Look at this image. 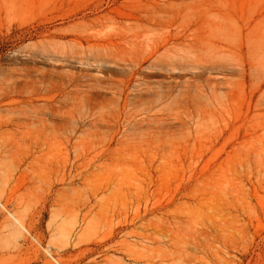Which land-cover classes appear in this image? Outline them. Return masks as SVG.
<instances>
[{
	"label": "rangeland",
	"instance_id": "rangeland-1",
	"mask_svg": "<svg viewBox=\"0 0 264 264\" xmlns=\"http://www.w3.org/2000/svg\"><path fill=\"white\" fill-rule=\"evenodd\" d=\"M100 29L112 62L65 56ZM0 264H264V0H0Z\"/></svg>",
	"mask_w": 264,
	"mask_h": 264
},
{
	"label": "bare ground",
	"instance_id": "bare-ground-1",
	"mask_svg": "<svg viewBox=\"0 0 264 264\" xmlns=\"http://www.w3.org/2000/svg\"><path fill=\"white\" fill-rule=\"evenodd\" d=\"M149 5V4H147ZM151 5V4H150ZM165 5H167L165 3ZM147 7V6H146ZM149 7V6H148ZM145 8V7H144ZM156 8V7H155ZM147 9V8H146ZM151 10V9H150ZM156 10V9H155ZM215 16V15H214ZM105 18V17H104ZM221 18V17H220ZM165 19V18H164ZM123 21V20H122ZM146 23V22H145ZM152 23V22H151ZM87 24V23H86ZM93 24V23H92ZM101 24V23H100ZM224 24V23H223ZM114 25V24H113ZM130 25V24H129ZM161 25V24H160ZM102 26V25H101ZM140 26V23L137 22L135 25L131 24L130 29H136L135 27ZM85 27V26H84ZM123 27V26H122ZM72 28V27H71ZM103 28V27H101ZM182 28V27H181ZM123 29V28H122ZM179 29V28H178ZM81 31V30H80ZM103 29H100L98 32L99 33H89V34H79L77 35L74 39L71 40V49L70 51L66 52L65 56H71L76 58L78 61L76 63H82V64H87V65H94L97 64L99 67H103L106 62H112L114 59V51L112 47H114V41L112 38L114 36L109 33V32H103ZM125 31V30H124ZM75 32V31H73ZM99 35V37H97ZM97 37V38H96ZM56 38V37H55ZM69 40V39H66ZM177 40V39H176ZM141 41V40H140ZM175 41V40H174ZM65 42V41H64ZM85 42L86 44H83ZM154 42V41H152ZM179 42V41H178ZM184 42V41H183ZM198 42V41H197ZM135 43V42H134ZM53 45V44H52ZM131 45L133 46L132 42ZM136 45V44H135ZM56 46V45H55ZM167 46V45H166ZM61 47V46H60ZM160 45H156L151 51L145 53L147 55L142 56V58H132V72H136L143 61L146 59L147 56H152L156 53ZM127 49V48H126ZM125 49V52H126ZM168 50V49H167ZM159 51V50H158ZM176 51V50H175ZM65 52V51H64ZM63 52V53H64ZM58 54V53H57ZM128 55V54H127ZM162 55V54H161ZM129 56V55H128ZM200 56V55H199ZM46 58V57H45ZM62 60V59H61ZM67 60V59H66ZM115 61V60H114ZM120 61V60H119ZM159 61L163 63H158ZM158 64H165L167 69L170 71H174L178 67L177 61L174 59H160V60H155ZM70 63V62H69ZM156 63V64H157ZM107 64V63H106ZM110 64V63H109ZM157 64V65H158ZM81 65V64H80ZM124 67V66H123ZM158 67V66H157ZM93 68V67H92ZM126 68V67H125ZM82 69V68H81ZM55 70V69H54ZM96 70V69H95ZM100 71V70H99ZM51 72V71H50ZM85 72V69H84ZM39 75V74H38ZM41 75V74H40ZM50 76V75H49ZM60 84H65V83H72L74 84L75 81L78 78V73L66 68L65 71L60 72ZM158 76V75H157ZM52 77V76H51ZM55 79V78H54ZM76 85V84H74ZM25 86V85H24ZM126 86V85H125ZM166 88H163L161 85H153L148 82H141L138 83V88H137V93L132 96L133 102H142L145 100L148 95L152 96L154 100H161L163 99L168 93H169V85L165 86ZM40 88V87H38ZM102 89H109L111 90V97L109 98H100L99 96L101 95V90ZM75 101L73 103L80 105V102L85 103L88 105L90 108L89 109H105L108 107V105L112 102H114V82H106L103 80L101 77H93L90 78L87 82L83 84V86L76 87L72 91ZM67 94V93H66ZM125 90L121 89L118 93V98L123 100L124 105L128 101V95L124 96ZM98 95V96H94ZM130 97V96H129ZM27 99V98H26ZM71 104V103H70ZM84 105V104H83ZM31 108V107H30ZM130 108V107H129ZM34 111V110H32ZM99 118L97 119L98 123H101L103 121L106 122L104 114L102 111H99ZM36 113V112H35ZM113 113V112H112ZM30 114V113H29ZM155 114V112H154ZM172 114V113H171ZM130 115V114H129ZM163 115V114H162ZM50 117V116H49ZM36 118V117H35ZM166 118V117H165ZM168 118V117H167ZM34 119V118H33ZM169 119V118H168ZM40 120V119H39ZM165 121V120H164ZM24 122V121H23ZM42 122V120H41ZM71 122V121H70ZM170 122V121H169ZM37 123V122H36ZM34 124V123H33ZM31 125V124H30ZM98 126V125H96ZM163 121L160 119H157L155 121V127L150 124L147 127L148 130H156L157 133H160V131L163 130ZM168 128V127H167ZM169 129V128H168ZM151 133V131L149 132ZM146 135V134H145ZM131 136V135H130ZM160 137V136H159ZM145 138V137H144ZM152 138V137H151ZM146 151V150H145ZM143 153V152H142ZM157 153V152H156Z\"/></svg>",
	"mask_w": 264,
	"mask_h": 264
}]
</instances>
